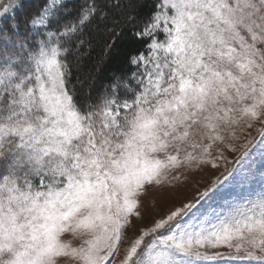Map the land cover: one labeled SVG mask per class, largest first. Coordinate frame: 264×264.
Listing matches in <instances>:
<instances>
[{
    "label": "snow or ice",
    "instance_id": "obj_1",
    "mask_svg": "<svg viewBox=\"0 0 264 264\" xmlns=\"http://www.w3.org/2000/svg\"><path fill=\"white\" fill-rule=\"evenodd\" d=\"M0 264H264V0H0Z\"/></svg>",
    "mask_w": 264,
    "mask_h": 264
},
{
    "label": "rangeland",
    "instance_id": "obj_2",
    "mask_svg": "<svg viewBox=\"0 0 264 264\" xmlns=\"http://www.w3.org/2000/svg\"><path fill=\"white\" fill-rule=\"evenodd\" d=\"M260 163V158L259 156H257L256 158V165L258 166ZM219 172H216L215 175H218ZM198 178V177H197ZM211 177L210 176H205L204 178V182L200 185V189L202 190L204 186H206L207 183L210 182ZM179 186H181L182 190L185 187L183 180L181 182H179ZM188 191V195H194L195 194V186H194V181L192 179H190L187 182L186 185ZM260 183H259V173H257V176L255 178V181H249L243 188V190L238 187V186H233L230 189H227L224 191V193L222 195L217 196L216 198V203L217 204H223L225 202V200L231 199L232 197L235 196H254L255 194L260 192ZM172 191V190H170ZM160 199V194H156L154 197L153 202H157ZM170 206V205H169Z\"/></svg>",
    "mask_w": 264,
    "mask_h": 264
}]
</instances>
